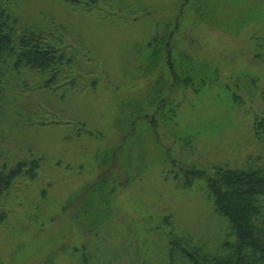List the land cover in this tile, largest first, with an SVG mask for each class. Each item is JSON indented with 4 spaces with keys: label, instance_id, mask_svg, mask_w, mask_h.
Here are the masks:
<instances>
[{
    "label": "rangeland",
    "instance_id": "rangeland-1",
    "mask_svg": "<svg viewBox=\"0 0 264 264\" xmlns=\"http://www.w3.org/2000/svg\"><path fill=\"white\" fill-rule=\"evenodd\" d=\"M8 12L14 36L36 31L59 51L44 70L1 66L0 174L23 164L0 183V264L219 252L216 168L264 171V0H17Z\"/></svg>",
    "mask_w": 264,
    "mask_h": 264
},
{
    "label": "trees",
    "instance_id": "trees-1",
    "mask_svg": "<svg viewBox=\"0 0 264 264\" xmlns=\"http://www.w3.org/2000/svg\"><path fill=\"white\" fill-rule=\"evenodd\" d=\"M16 3L17 0H0V75L8 59L14 69L24 65L44 70L54 64L59 51L46 44V36L36 31L13 35L8 7ZM253 129L256 139L264 144V114L254 119ZM22 164L18 163L17 170L9 176L0 174V183L11 181ZM215 173L209 186L216 211L227 221L226 239L216 254L206 253L201 246L182 247L184 264H264V171L218 167ZM170 253L173 255V250Z\"/></svg>",
    "mask_w": 264,
    "mask_h": 264
}]
</instances>
